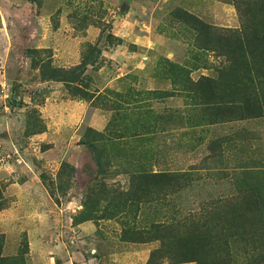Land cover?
<instances>
[{"label":"rangeland","instance_id":"374dc122","mask_svg":"<svg viewBox=\"0 0 264 264\" xmlns=\"http://www.w3.org/2000/svg\"><path fill=\"white\" fill-rule=\"evenodd\" d=\"M240 10L234 0H0L6 264H146L160 245L147 240L151 221L181 227L229 199L233 168H264V117L241 119L235 104L229 121L196 125L202 100L182 86L224 77L215 28H240ZM184 11L214 28L204 35Z\"/></svg>","mask_w":264,"mask_h":264},{"label":"trees","instance_id":"16d2710c","mask_svg":"<svg viewBox=\"0 0 264 264\" xmlns=\"http://www.w3.org/2000/svg\"><path fill=\"white\" fill-rule=\"evenodd\" d=\"M234 3L242 9L241 27L231 30L228 27L215 28L218 38L213 47L219 51V56L224 57V66L220 70L224 77L213 87L204 76L201 78L205 83L196 88L186 83L182 85L192 91L194 100H202L200 122H192L196 125L229 121L235 104L245 112V116L239 117L241 119L264 117V0H234ZM184 14L199 24L204 35L214 28L186 11ZM203 41V47L209 48V40L204 38ZM210 88L215 89V93ZM232 170L230 188L233 193L226 201L212 203L207 210L202 208L191 220H178L183 225L181 227H169L160 219L151 221L149 225L156 234L145 239H158L160 245L146 264L164 261L170 264L188 261L196 264H243L239 261L242 251L252 259L251 264H264V168ZM156 254L158 256L154 258ZM152 259H156L155 262ZM4 261L0 254V264H6Z\"/></svg>","mask_w":264,"mask_h":264},{"label":"crops","instance_id":"0c3cea01","mask_svg":"<svg viewBox=\"0 0 264 264\" xmlns=\"http://www.w3.org/2000/svg\"><path fill=\"white\" fill-rule=\"evenodd\" d=\"M145 259L142 260L141 264H144ZM166 264H168V263H166ZM171 264H196V263L194 261H188V262H179V263H171Z\"/></svg>","mask_w":264,"mask_h":264}]
</instances>
